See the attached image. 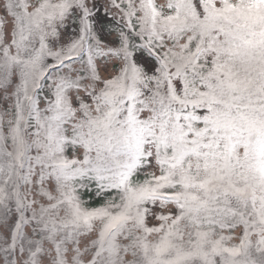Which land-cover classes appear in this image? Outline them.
<instances>
[{
	"label": "snow or ice",
	"instance_id": "6c2138e0",
	"mask_svg": "<svg viewBox=\"0 0 264 264\" xmlns=\"http://www.w3.org/2000/svg\"><path fill=\"white\" fill-rule=\"evenodd\" d=\"M102 6L0 0V264H264V0Z\"/></svg>",
	"mask_w": 264,
	"mask_h": 264
},
{
	"label": "trees",
	"instance_id": "16d2710c",
	"mask_svg": "<svg viewBox=\"0 0 264 264\" xmlns=\"http://www.w3.org/2000/svg\"><path fill=\"white\" fill-rule=\"evenodd\" d=\"M98 19H99L101 29L104 32L112 30L114 23H115V21L112 18H108L107 16L100 14ZM97 28L99 29L98 25H97ZM99 202H100L99 200L94 201V203H99Z\"/></svg>",
	"mask_w": 264,
	"mask_h": 264
},
{
	"label": "rangeland",
	"instance_id": "374dc122",
	"mask_svg": "<svg viewBox=\"0 0 264 264\" xmlns=\"http://www.w3.org/2000/svg\"><path fill=\"white\" fill-rule=\"evenodd\" d=\"M103 2H104V0H97L98 5H101V7H100V11L97 13V25H98V27H99L98 30L100 31L101 35H103L105 32L101 29V26H100V23H99V19H98V17H99L100 14L105 15V14H104V8H103V6H102ZM113 11H116V9H113ZM105 16H106V15H105ZM107 17H108V18H111L110 16H107Z\"/></svg>",
	"mask_w": 264,
	"mask_h": 264
}]
</instances>
